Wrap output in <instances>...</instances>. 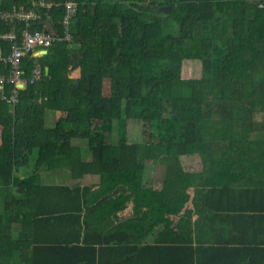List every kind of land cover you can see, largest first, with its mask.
<instances>
[{
    "label": "trees",
    "instance_id": "trees-1",
    "mask_svg": "<svg viewBox=\"0 0 264 264\" xmlns=\"http://www.w3.org/2000/svg\"><path fill=\"white\" fill-rule=\"evenodd\" d=\"M37 1L0 0V11L33 10L61 36L63 0ZM71 1V39L36 57L41 78L14 104L12 85L0 89V264H192L191 240L171 234L262 231L264 0ZM38 23L0 21V35L14 33L0 58L22 30L45 31ZM149 166L161 180L143 179ZM63 169L97 180L41 183ZM243 251L247 264L264 256Z\"/></svg>",
    "mask_w": 264,
    "mask_h": 264
},
{
    "label": "built area",
    "instance_id": "built-area-1",
    "mask_svg": "<svg viewBox=\"0 0 264 264\" xmlns=\"http://www.w3.org/2000/svg\"><path fill=\"white\" fill-rule=\"evenodd\" d=\"M34 5L38 7L49 10L50 8L58 7L57 4L53 2H43L38 0ZM63 15L60 20L61 26V36L51 37L46 29L44 30H33L28 29L22 30L20 39L18 40L19 44L17 46H12L10 53L5 58H0V60L7 66V74L3 76L0 74V89L3 85L11 84L12 89L10 95L5 102L8 104H14L16 102V90L23 89L27 85H31L37 82L41 78V68L36 62V57L40 54V51L50 47L53 41H63L68 43L71 39L70 33L68 31L69 24L71 23V18L73 17L76 11V4L71 0H63ZM15 20L23 22L25 26H29L36 21L48 20L42 19L39 14L35 13L33 10L22 11L21 9H13L11 12H1L0 11V21H9ZM14 38V33L9 32L5 35H0V39L11 40ZM29 57L32 60L31 69L28 76H25L24 70L21 67V61L23 58Z\"/></svg>",
    "mask_w": 264,
    "mask_h": 264
},
{
    "label": "crops",
    "instance_id": "crops-1",
    "mask_svg": "<svg viewBox=\"0 0 264 264\" xmlns=\"http://www.w3.org/2000/svg\"><path fill=\"white\" fill-rule=\"evenodd\" d=\"M92 179L93 182H91ZM82 180H84L85 182H83ZM96 180V176H84L81 179H78V181H73V184L71 185H74L75 183L79 184L80 186L93 184L96 182ZM79 181H81V183ZM65 185L71 186L69 184ZM217 226H219V224H217ZM155 229H157V227ZM155 229L152 234H148L144 238L143 243L152 244L157 238L164 235L158 234L161 229ZM263 230H260L261 232L259 231L256 234H237L235 232V234H171V236H177V239L181 240L184 243L188 242L189 239L191 240V248H187V250H185L186 252H181L187 253V263L189 261L190 263L192 262V264L196 263L194 253L195 251H198V254L201 256L197 260V263L200 262V264H247L248 262L244 263L243 261V248L244 246L251 243L255 244L256 246H264V244H261L262 241L264 242ZM203 246H211V248H208L206 252L205 250H202L201 247ZM221 246H224V249ZM176 253L177 252L174 251V256H177ZM205 253L206 256L204 255ZM203 255L204 257L202 258ZM261 255H264V253ZM249 264H264V256H261L259 258L257 257V259L253 260V262Z\"/></svg>",
    "mask_w": 264,
    "mask_h": 264
},
{
    "label": "rangeland",
    "instance_id": "rangeland-1",
    "mask_svg": "<svg viewBox=\"0 0 264 264\" xmlns=\"http://www.w3.org/2000/svg\"><path fill=\"white\" fill-rule=\"evenodd\" d=\"M44 121L46 126H50L53 124L54 121V115L52 112H44ZM254 121L256 124H260L264 121V114L261 115H255L254 116ZM259 131V127H256V131ZM255 131V132H256ZM260 132V131H259ZM262 137H264V133L261 134ZM127 139H129L131 142H140L142 139V132L139 124H134L131 123L128 126V134H127ZM112 141H114L112 139ZM72 144H75L74 141H72ZM162 171L163 168L160 166H149L146 167L145 170L143 171V179L146 180L147 178H151L154 181H159L162 178ZM55 178V179H54ZM78 181V180H76ZM85 182L84 180H82ZM90 181V180H89ZM81 183V181H79ZM93 182V179L91 180ZM41 183H52V184H73V180L69 178L68 171L63 169L61 171H58L57 175L51 178H46L41 176ZM161 227L158 226L157 229L155 230H160Z\"/></svg>",
    "mask_w": 264,
    "mask_h": 264
},
{
    "label": "water",
    "instance_id": "water-1",
    "mask_svg": "<svg viewBox=\"0 0 264 264\" xmlns=\"http://www.w3.org/2000/svg\"><path fill=\"white\" fill-rule=\"evenodd\" d=\"M172 5L171 4H168L167 6H162V7H157L156 10L158 12H162V13H168L171 9ZM39 25H42L45 27L46 29V32L51 36V37H55V31L52 27V24L50 21L48 20H41L39 23ZM40 54H45V51L42 50L40 51Z\"/></svg>",
    "mask_w": 264,
    "mask_h": 264
}]
</instances>
